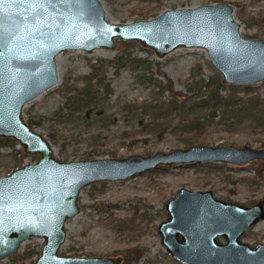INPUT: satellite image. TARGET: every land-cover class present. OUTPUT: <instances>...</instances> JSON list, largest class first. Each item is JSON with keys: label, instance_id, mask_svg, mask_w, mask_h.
Listing matches in <instances>:
<instances>
[{"label": "water", "instance_id": "95a60500", "mask_svg": "<svg viewBox=\"0 0 264 264\" xmlns=\"http://www.w3.org/2000/svg\"><path fill=\"white\" fill-rule=\"evenodd\" d=\"M233 6L212 2L165 9L129 22L107 19L101 0H0V137L36 157L0 176V259L31 237L43 244L32 264H121L122 257L61 252L66 221L80 211L79 195L92 183L124 180L169 165L264 162V147L192 144L151 154L62 160L23 108L59 80L65 50L113 48L138 42L159 58L173 50L203 48L223 84L264 81V38L245 37ZM161 243L181 264H264V243L240 240L264 219V199L252 205L216 198L210 189L181 188L166 203ZM219 237L224 241H219Z\"/></svg>", "mask_w": 264, "mask_h": 264}, {"label": "rangeland", "instance_id": "374dc122", "mask_svg": "<svg viewBox=\"0 0 264 264\" xmlns=\"http://www.w3.org/2000/svg\"><path fill=\"white\" fill-rule=\"evenodd\" d=\"M101 2L107 19L111 21L123 23L146 19L140 14L147 8L146 2L138 0H101ZM218 2L232 4L233 15L241 24L240 32L243 36L264 38V28L248 25L239 18L237 15L239 6L233 0ZM246 2L250 3L245 9L247 15L264 13V0H246ZM208 3L212 2L161 0L157 14L165 9ZM130 50L138 57L148 58L151 61L150 70L153 77L162 84H170L172 90L180 94L189 95L187 84L193 77L208 80L209 77L218 75L221 78L210 64L203 48L180 47L159 58L152 50L142 47L136 41L116 40L113 48H98L89 53L78 50L62 51L56 57L59 73L57 84L27 102L23 108L24 118L32 116L35 119H44L45 125L36 127L47 137L51 130L54 133L59 130L57 136L66 141V152L71 156L69 159H63L58 153L59 147L53 144L57 158L73 160L125 157L133 153L146 155L155 151H170L176 147H184L178 136L170 131L165 132L161 137L151 135L147 141H144L145 136L142 134L135 137H119L123 130H132L131 124H134V120L140 115H136L134 120L128 119V116H123L120 106L132 101L142 103L157 96L165 99L172 94L168 88H164L159 94L158 87L154 88L153 84L143 82L140 76H136L137 72L127 66L120 68L118 72L112 66L101 69L111 89V93L107 94L109 97L107 113H115L116 116L115 123L109 126L110 130L105 128L103 131L109 134V139L104 144H98L95 139L92 142V138L88 139L86 136L88 133L80 135L75 131H78L77 128L73 130L71 136V132L65 130L70 124L64 126L62 124L63 128L53 124L54 112L62 105L64 99L60 91L63 85L69 88L79 86L82 78L89 73L90 65L96 60L113 59L118 54ZM253 85L258 93L264 94V81ZM219 118V114L212 118H204V128L201 131L202 137L207 140L204 144L260 147L264 142V125H255L250 120L231 125L219 121ZM176 120L175 117L172 124L176 123ZM80 122V127H86V120L81 119ZM95 125H98V122L93 123L91 128ZM98 142L102 143L103 140L99 139ZM95 148L106 152L93 157L83 155ZM35 160L36 157L25 154L17 142L13 145L11 142L2 144L0 141V176ZM262 162L251 161L241 166L224 163V167L215 170L195 163L169 165L143 171L124 180L87 185L80 191V211L66 221V239L61 245V252L83 256L127 255L128 264H181L169 255L166 247L161 243L158 231L160 222L168 217L167 201L173 198L179 189L185 187L191 190L210 189L216 198L252 205L264 199V163ZM218 239L224 241L221 237ZM240 240L252 247L264 243V219L246 230ZM42 244V237L24 240L17 252L0 259V264H32Z\"/></svg>", "mask_w": 264, "mask_h": 264}, {"label": "trees", "instance_id": "16d2710c", "mask_svg": "<svg viewBox=\"0 0 264 264\" xmlns=\"http://www.w3.org/2000/svg\"><path fill=\"white\" fill-rule=\"evenodd\" d=\"M138 1L147 4V8L140 13L144 18L155 16L161 7V0ZM209 1L217 2L220 0ZM233 2L239 6L237 12L239 18L247 22L248 25L264 28V13L247 15L245 9L250 3H247L246 0H233ZM259 32L261 33V31ZM150 64L151 61L148 58L138 57L131 50L122 52L113 59L100 58L96 60L90 65L89 73L82 78L79 86L69 88L63 85L60 88L64 99L62 105L54 112L55 121H53V124L61 127L62 124L63 126L70 124V126L65 127V130L71 132V136L73 130L77 128L78 131H75L80 135L83 136L88 133L86 136L88 139L92 138V142L95 139L98 144H104L109 139V134L103 133V131L105 128L110 130L109 126L115 123L116 116L115 113H107V107L109 106L107 94L111 93V89L109 82L106 81L104 71L101 72V69L112 66L118 72L120 68L127 66L136 71V76H140L143 82L153 84L154 88L158 87L157 92L159 94L164 88H168L172 94L165 99L157 96L142 103L132 101L120 106V108L122 107L123 116H128V119L134 120L137 117L136 115L140 114L134 120V124H131L132 130H123L119 136L120 138L135 137L142 134L145 136L144 141H147L151 135L161 137L165 132L170 131L178 136L184 147L192 144H202L207 142L201 135L204 128L203 120L205 117L212 118L216 114H219V121L228 122L231 125L240 123L243 120H250L258 126L264 125V94L258 93L255 85H224L218 75L216 77L211 76L208 80H204L202 77H193L187 84L189 95H184L174 92L170 84H162L157 81L150 70ZM175 117L177 122L172 124ZM81 119L86 120V127L79 126ZM27 120L35 126L45 125L43 118L35 119L31 116ZM95 122H98V125L91 128ZM57 132L59 130L55 133L51 130L48 138L52 144L59 147L58 153L61 157L69 159L71 155L66 152V141L58 137ZM99 139L103 142L99 143ZM0 141L2 144L6 142L16 144V141L11 138H0ZM260 147H264V142ZM99 148L92 149L83 155L93 157L106 152L100 151ZM195 164H203V166L214 170L225 166L224 163L215 162ZM164 167L161 166L160 168ZM121 257V264L129 263L127 255Z\"/></svg>", "mask_w": 264, "mask_h": 264}, {"label": "flooded vegetation", "instance_id": "af4514ba", "mask_svg": "<svg viewBox=\"0 0 264 264\" xmlns=\"http://www.w3.org/2000/svg\"><path fill=\"white\" fill-rule=\"evenodd\" d=\"M244 234V233H243ZM168 252V251H167Z\"/></svg>", "mask_w": 264, "mask_h": 264}]
</instances>
